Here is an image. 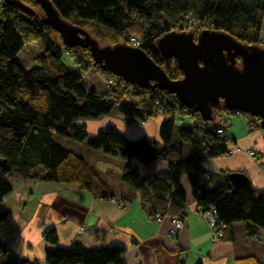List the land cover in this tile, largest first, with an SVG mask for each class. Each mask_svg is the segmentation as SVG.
<instances>
[{
    "label": "trees",
    "instance_id": "1",
    "mask_svg": "<svg viewBox=\"0 0 264 264\" xmlns=\"http://www.w3.org/2000/svg\"><path fill=\"white\" fill-rule=\"evenodd\" d=\"M50 1L63 19L98 41L128 45L129 37L135 36L138 47L173 79L181 78L182 73L175 60H162L156 48L159 37L196 26L200 31H224L242 43L258 45L264 16V0ZM42 15L35 0L0 4V221L7 213L3 198L12 190L8 175L75 184L94 197H112L110 185L92 164L53 140V134H58L76 141L87 139L90 148L125 159L120 180L140 191V203L150 219L160 213L183 220L188 207L182 185L185 177L196 209L212 207L225 225L222 233L230 232L236 222L245 223L247 237L264 230V191L250 182L233 185L231 170L210 172L203 166L208 158L230 154V135L216 130L226 120L222 114L234 112L219 105L206 121L197 109L184 106L168 91L143 88L105 74L88 48L64 45L60 34L41 22ZM31 41H43L45 47L35 57L37 65L25 69L16 54ZM64 56L69 57V64ZM109 77L113 84L104 80ZM97 78L104 84L102 89L95 86ZM114 108L126 122L162 115L160 139L129 137L110 122L88 138L86 121L109 115ZM177 114L189 115L192 122L176 118ZM244 115L249 132L262 130L258 117ZM133 160L143 165L166 161L167 171L143 175L132 165ZM42 238L48 243L43 261L9 259L10 246L0 235V264H126L125 248L117 244L94 248L75 240L68 246L58 245L53 224L43 230ZM235 243L234 264H264V240L246 238ZM183 250L181 246L169 250L178 264H184L179 258Z\"/></svg>",
    "mask_w": 264,
    "mask_h": 264
},
{
    "label": "crops",
    "instance_id": "2",
    "mask_svg": "<svg viewBox=\"0 0 264 264\" xmlns=\"http://www.w3.org/2000/svg\"><path fill=\"white\" fill-rule=\"evenodd\" d=\"M2 2L0 0V4ZM228 115L223 113L221 117L229 121ZM237 118H232L226 126L231 145L237 149L230 154L208 158L203 166L210 172L223 169L244 172L252 187L264 191L263 131L249 132L247 118ZM162 119L163 116L158 115L144 122H126L116 115L109 120L106 117L103 123H113L129 137L146 135L159 140ZM92 121H86L87 127ZM98 127L91 124L93 132ZM248 150H253L255 155H249ZM83 158L99 174L104 173L111 178L105 181L111 187L112 197L122 204L112 203L110 197H94L75 184L29 180L12 175V190L2 201L7 213L0 221L1 238L10 246L9 259L16 256L43 261L44 248L48 243L43 240L42 233L50 224L55 226L58 245L68 246L75 240H84L94 248L117 244L125 248L123 259L126 264H178L176 255L169 252L176 246L184 248L179 257L184 259V264H234L236 241L246 238L264 240V230L258 229L255 237H247L245 223L236 222L230 232H223L220 239L213 241L209 226L196 209L185 177L182 185L188 195V207L183 218L184 228L173 235L167 217L160 220L148 218L140 203V191L120 183L125 159L101 154L94 161ZM132 165L143 175L167 171V162L162 160L149 165L133 160ZM113 173L116 174V182L112 186L109 182L114 180Z\"/></svg>",
    "mask_w": 264,
    "mask_h": 264
},
{
    "label": "water",
    "instance_id": "3",
    "mask_svg": "<svg viewBox=\"0 0 264 264\" xmlns=\"http://www.w3.org/2000/svg\"><path fill=\"white\" fill-rule=\"evenodd\" d=\"M35 1L43 11L41 22L57 31L64 45L88 48L101 70L143 88L168 91L184 106L197 109L206 121L219 105L258 117L264 132V47L214 29L197 34L170 31L158 38L156 48L164 62L177 63L182 77L173 79L141 48L101 45L86 30L63 19L50 0ZM229 177L235 186L250 182L241 171H232Z\"/></svg>",
    "mask_w": 264,
    "mask_h": 264
},
{
    "label": "rangeland",
    "instance_id": "4",
    "mask_svg": "<svg viewBox=\"0 0 264 264\" xmlns=\"http://www.w3.org/2000/svg\"><path fill=\"white\" fill-rule=\"evenodd\" d=\"M182 31H186V32L192 31L194 34H197L200 31V29H197L196 26L195 27L193 26V27H190L189 29H184ZM98 42L101 45H106V44L113 45V44H116V43H108V42H105V41H103V42L102 41H98ZM258 45L260 47H264V16H263V20H262V25H261V31H260ZM44 47H45V44H44L43 41H31V42L25 44L20 49V51L16 54V59L21 64L22 67H24L25 69H30V68H32V67L37 65V62L35 61V57L41 52V50ZM63 59H64V61L66 63L69 64L68 59L65 56H64ZM103 85H104L103 82L100 79L97 78L95 86L97 88H99V89H102ZM116 115H119V114H117L116 108H114V109H112V111L110 112L109 115L102 116L101 118H98V119H91V120H88V121L95 120V121H92V123L96 124V126L101 127L104 124L103 122H104L106 117H108V120H109L111 117L116 116ZM228 116L230 117L228 122H231L232 118H237V117H242V118L246 119L245 115H243L242 113H240V114L232 113V114H229ZM237 119H239V118H237ZM92 123L88 122V127H87L88 138L92 137V135H93V129L91 128V124ZM53 140L58 142L59 144H61L63 147L78 153L82 157H85V158H88V159L90 158L91 161L96 160L100 154L107 156V154L104 153L102 150L90 148L87 145V139L84 140V141H76V140H73V139H71L69 137L63 136V135L53 134ZM91 158H94V159H91ZM94 164L96 165V161L94 162ZM100 176L104 180H108V181L111 180V178L109 179L107 177V175L104 174V173L100 174ZM8 178L11 179V176L8 175ZM112 179H114V180L109 182V183L113 186L114 182H116V180H115L116 179V174L112 175ZM120 183H122L121 180H120Z\"/></svg>",
    "mask_w": 264,
    "mask_h": 264
},
{
    "label": "built area",
    "instance_id": "5",
    "mask_svg": "<svg viewBox=\"0 0 264 264\" xmlns=\"http://www.w3.org/2000/svg\"><path fill=\"white\" fill-rule=\"evenodd\" d=\"M127 44L131 45V46H134V47H138L139 46V40L135 36H131V37H129ZM103 72L105 74L109 73V72H106V71H103ZM104 80L106 81V83L108 85L114 83V79L112 77L104 78ZM233 112L235 114H240V112H237V111H233ZM176 118L181 119V120L186 121V122H192V119L190 118L189 115L180 116L179 114H177ZM227 125H228V120H225V122L222 123V126L219 127L216 131L219 134L228 135L229 136V134H228V132L226 130V126ZM228 149H229V153H231L232 151L237 149L236 147H233L231 145L230 140H229V143H228ZM248 154L251 155V156L255 155L253 150H248ZM109 200L112 203L122 204V201H119V200L115 199L114 197H110ZM198 212L201 215V217L206 221L207 225L209 226V228L211 230V238H212V240L213 241H217L218 239H220V235H221L223 229L225 228V225L223 223H221L220 221H218L214 209L212 207H207L206 209H201L200 208L198 210ZM163 217H167L169 219V221L171 223L170 233H172L173 235L184 228L183 220L179 219L177 216H169L167 214L162 215L160 213H156L155 214V220H160Z\"/></svg>",
    "mask_w": 264,
    "mask_h": 264
}]
</instances>
